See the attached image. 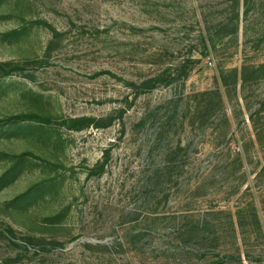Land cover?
Here are the masks:
<instances>
[{"label": "rangeland", "instance_id": "rangeland-1", "mask_svg": "<svg viewBox=\"0 0 264 264\" xmlns=\"http://www.w3.org/2000/svg\"><path fill=\"white\" fill-rule=\"evenodd\" d=\"M0 63V264H264V0H0Z\"/></svg>", "mask_w": 264, "mask_h": 264}, {"label": "trees", "instance_id": "trees-1", "mask_svg": "<svg viewBox=\"0 0 264 264\" xmlns=\"http://www.w3.org/2000/svg\"><path fill=\"white\" fill-rule=\"evenodd\" d=\"M244 2H245V4H247L248 0H244ZM247 11H248V9H246V11H244V12L247 13ZM235 18H237V19L239 18V14L238 13L235 14ZM203 39H205V40H207L209 42H211V41L213 42V37L210 38V36L207 33H206V37H204ZM7 65L0 63V70H2V75L10 74L11 69H14V67L8 68ZM13 119H17L18 121L27 120V119H34L37 122H41V123H49L50 122L49 119L40 118L37 115L34 116V115H30V114H22V115L16 116ZM101 121L102 120H97V119H94V118L78 117V118H68V119H66L65 120V124H67V126L70 129H73V128L81 129V127H84V125L87 126L88 124L93 123V122L96 123V124H94L95 126L102 125Z\"/></svg>", "mask_w": 264, "mask_h": 264}, {"label": "built area", "instance_id": "built-area-1", "mask_svg": "<svg viewBox=\"0 0 264 264\" xmlns=\"http://www.w3.org/2000/svg\"><path fill=\"white\" fill-rule=\"evenodd\" d=\"M210 65H212L213 63L212 62H209Z\"/></svg>", "mask_w": 264, "mask_h": 264}]
</instances>
